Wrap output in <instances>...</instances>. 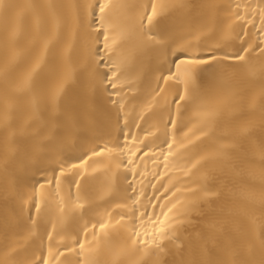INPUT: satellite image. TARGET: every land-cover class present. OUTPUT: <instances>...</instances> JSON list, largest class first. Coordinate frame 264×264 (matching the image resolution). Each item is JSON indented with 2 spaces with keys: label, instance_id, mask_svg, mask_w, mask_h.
Returning a JSON list of instances; mask_svg holds the SVG:
<instances>
[{
  "label": "bare ground",
  "instance_id": "1",
  "mask_svg": "<svg viewBox=\"0 0 264 264\" xmlns=\"http://www.w3.org/2000/svg\"><path fill=\"white\" fill-rule=\"evenodd\" d=\"M0 264H264V0H0Z\"/></svg>",
  "mask_w": 264,
  "mask_h": 264
},
{
  "label": "snow or ice",
  "instance_id": "2",
  "mask_svg": "<svg viewBox=\"0 0 264 264\" xmlns=\"http://www.w3.org/2000/svg\"><path fill=\"white\" fill-rule=\"evenodd\" d=\"M101 11H103V7H101L100 9ZM156 15V6L155 4H153L151 6V12L149 15H147L146 17H144V20L142 21V23H146V24H151L153 18ZM182 55L185 57L184 60H182V63H187L189 65L194 66L193 70L191 72L188 73V77L189 80H194L195 77V66L201 65V64H205L207 63L206 59H203L199 56L193 55V56H188L186 53H182ZM238 59H242V57H237ZM177 59H180V57H177ZM177 68H179V64L176 65ZM29 86V81L25 80L23 83V87L27 88ZM182 99V97H181ZM105 225L101 224L100 227L103 228ZM80 247H83V245H80Z\"/></svg>",
  "mask_w": 264,
  "mask_h": 264
}]
</instances>
